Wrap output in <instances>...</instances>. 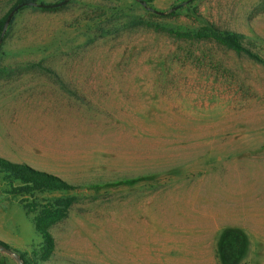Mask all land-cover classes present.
Here are the masks:
<instances>
[{"label":"rangeland","instance_id":"1","mask_svg":"<svg viewBox=\"0 0 264 264\" xmlns=\"http://www.w3.org/2000/svg\"><path fill=\"white\" fill-rule=\"evenodd\" d=\"M62 1L4 27L0 156L81 188L15 195L0 173L12 245L32 257L41 242L24 206L73 198L47 264H264V0L41 7ZM206 27L262 61L167 33Z\"/></svg>","mask_w":264,"mask_h":264},{"label":"trees","instance_id":"2","mask_svg":"<svg viewBox=\"0 0 264 264\" xmlns=\"http://www.w3.org/2000/svg\"><path fill=\"white\" fill-rule=\"evenodd\" d=\"M141 4L148 10L149 3L146 0H139ZM36 0H17L7 15L0 20V39L5 36L4 27L10 14L18 7H34ZM46 11H54L56 7H44ZM164 16L163 14H159ZM14 18L11 19L13 23ZM167 33L171 37H176L181 41H197L207 42L216 45L220 48H225L239 55H247L251 59L261 62V58L247 49L244 45V36L231 31H221L216 28H203L194 32L176 31L168 29ZM0 173L4 174L11 183L18 182L19 186L13 188L15 195H34L43 193H65L74 192L81 187L74 185L57 175L46 171L38 170L26 163L12 162L0 156ZM73 198H59L53 201L52 204L44 206L42 210L35 208L29 209V206H24L26 214L33 216L35 223V232L41 239L36 251L31 257L28 252H22L11 248L7 243L0 240V250L10 251L17 259L19 264H47L52 261L56 250V241L52 234V229L67 219L70 210L73 206Z\"/></svg>","mask_w":264,"mask_h":264},{"label":"crops","instance_id":"3","mask_svg":"<svg viewBox=\"0 0 264 264\" xmlns=\"http://www.w3.org/2000/svg\"><path fill=\"white\" fill-rule=\"evenodd\" d=\"M26 216L30 217L27 214H26ZM32 221H33V219H32ZM33 223H34V221H33ZM14 226H15L14 221L5 220V222L4 221L0 222V240L7 243L9 246L13 247L14 249L19 250L12 245V240L16 241L18 243H21L18 241L19 239L15 236V234L13 232ZM34 228H35V223H34ZM22 245H24V244H22ZM22 245L20 244V246H22ZM0 264H19V262L17 261L16 258H14L13 255L6 256V255H2L0 253Z\"/></svg>","mask_w":264,"mask_h":264},{"label":"water","instance_id":"4","mask_svg":"<svg viewBox=\"0 0 264 264\" xmlns=\"http://www.w3.org/2000/svg\"><path fill=\"white\" fill-rule=\"evenodd\" d=\"M191 1H193V0H191ZM69 2H70V0H63L62 2H60V3L56 4V5H50V6H46V5H44V7H53V8L56 7V8H60V7L65 6V5L68 4ZM18 9H19V7L16 8V9L10 14V16H9L7 22H6L5 27H7L8 23H10V21H11V19L13 18L15 12H16ZM158 14H162V13L158 12ZM7 252H8L9 254H12L10 251H7Z\"/></svg>","mask_w":264,"mask_h":264}]
</instances>
